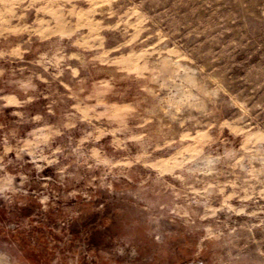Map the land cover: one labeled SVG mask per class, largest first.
I'll use <instances>...</instances> for the list:
<instances>
[{"label": "rangeland", "instance_id": "374dc122", "mask_svg": "<svg viewBox=\"0 0 264 264\" xmlns=\"http://www.w3.org/2000/svg\"><path fill=\"white\" fill-rule=\"evenodd\" d=\"M0 264H264V0H0Z\"/></svg>", "mask_w": 264, "mask_h": 264}]
</instances>
